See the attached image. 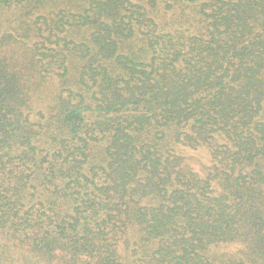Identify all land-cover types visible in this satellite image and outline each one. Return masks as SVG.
Here are the masks:
<instances>
[{
  "label": "trees",
  "instance_id": "16d2710c",
  "mask_svg": "<svg viewBox=\"0 0 264 264\" xmlns=\"http://www.w3.org/2000/svg\"><path fill=\"white\" fill-rule=\"evenodd\" d=\"M0 264H264V0H0Z\"/></svg>",
  "mask_w": 264,
  "mask_h": 264
},
{
  "label": "rangeland",
  "instance_id": "374dc122",
  "mask_svg": "<svg viewBox=\"0 0 264 264\" xmlns=\"http://www.w3.org/2000/svg\"><path fill=\"white\" fill-rule=\"evenodd\" d=\"M191 153H197V154H195V155H197L198 157H199V156H202V157H201V160H204V159H205V160L207 161V156L205 155V156L203 157V154H204V153H202L201 151H198V150H192ZM196 158H197V157H196ZM196 158H194V159H196ZM193 161H194L195 165H197V166L201 164L200 161H196V160H193ZM203 162H204V161H202V164H203Z\"/></svg>",
  "mask_w": 264,
  "mask_h": 264
}]
</instances>
